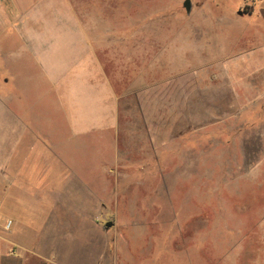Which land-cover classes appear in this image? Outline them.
Segmentation results:
<instances>
[{"label": "rangeland", "instance_id": "374dc122", "mask_svg": "<svg viewBox=\"0 0 264 264\" xmlns=\"http://www.w3.org/2000/svg\"><path fill=\"white\" fill-rule=\"evenodd\" d=\"M68 1L95 17L98 53L1 37L27 54H0V84L30 112V157L83 177V264H264V29L249 7ZM66 19L51 29L73 33Z\"/></svg>", "mask_w": 264, "mask_h": 264}, {"label": "crops", "instance_id": "0c3cea01", "mask_svg": "<svg viewBox=\"0 0 264 264\" xmlns=\"http://www.w3.org/2000/svg\"><path fill=\"white\" fill-rule=\"evenodd\" d=\"M79 5L81 10L76 9L77 16L73 12V17L68 0H0V38L36 39L34 45L48 48L35 50L37 53L53 52L55 48L61 53H98V43L94 42L98 33L91 25H82V22L93 23L95 17L84 11V4ZM242 6L249 7L246 16L264 29V0H243L236 5L235 13L241 12L239 7ZM79 13L82 14L80 20ZM52 14L65 21L70 15L76 30L68 35L55 33L51 29L53 25L50 26ZM241 15L245 16L242 12ZM214 27L207 22L199 25L204 31ZM216 27L222 29V25ZM14 52L27 54L20 44L13 50L0 46V54ZM1 86L0 264H83V245L81 239L77 240L81 238L77 237V231L83 226L82 203L80 197L76 202L80 191L75 192L83 189V177L75 172L52 170L49 158L30 157V150H35L30 144V112L12 109L10 95L5 96ZM55 162L59 166L66 165L60 160ZM68 214L74 215L69 222ZM5 220L12 222L8 231L3 228ZM68 229L73 231L69 239Z\"/></svg>", "mask_w": 264, "mask_h": 264}, {"label": "water", "instance_id": "95a60500", "mask_svg": "<svg viewBox=\"0 0 264 264\" xmlns=\"http://www.w3.org/2000/svg\"><path fill=\"white\" fill-rule=\"evenodd\" d=\"M183 8L185 9L186 14H188L190 12V0H184L183 4H182ZM238 14L240 15L241 12H238ZM112 226V223L108 222L105 224L106 228H110Z\"/></svg>", "mask_w": 264, "mask_h": 264}, {"label": "built area", "instance_id": "2783aa9c", "mask_svg": "<svg viewBox=\"0 0 264 264\" xmlns=\"http://www.w3.org/2000/svg\"><path fill=\"white\" fill-rule=\"evenodd\" d=\"M0 221H1V217H0ZM11 226H12V222L10 220L3 221L4 230H6V231L10 230ZM0 258H1V256H0Z\"/></svg>", "mask_w": 264, "mask_h": 264}]
</instances>
